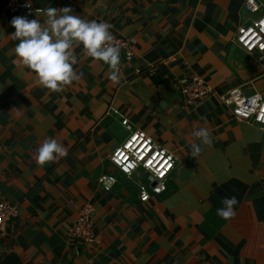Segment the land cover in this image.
I'll list each match as a JSON object with an SVG mask.
<instances>
[{
  "label": "crops",
  "instance_id": "crops-1",
  "mask_svg": "<svg viewBox=\"0 0 264 264\" xmlns=\"http://www.w3.org/2000/svg\"><path fill=\"white\" fill-rule=\"evenodd\" d=\"M6 1L0 201L16 205L18 214L0 233V264H264V130L234 118L221 101L236 87L264 98V55L235 41L237 27L256 16L244 0H26L109 23L128 44L129 59L120 51L119 84L109 79L110 66L75 48L80 78L61 92L39 84L14 53L12 19L40 13L9 14ZM194 77L210 91L185 106L179 79ZM112 108L176 156L166 191L145 202L137 188L143 172L127 177L109 162L129 133ZM200 127L212 144H201L193 158L190 133ZM45 138L67 155L41 167L34 157ZM106 173L117 179L109 191L98 182ZM232 196L239 203L224 220L217 209ZM87 204L95 238L80 243L68 232Z\"/></svg>",
  "mask_w": 264,
  "mask_h": 264
},
{
  "label": "built area",
  "instance_id": "built-area-1",
  "mask_svg": "<svg viewBox=\"0 0 264 264\" xmlns=\"http://www.w3.org/2000/svg\"><path fill=\"white\" fill-rule=\"evenodd\" d=\"M30 5V7L28 6ZM244 8L256 14L248 23L237 27L235 41L244 51L256 53L258 57L264 55V1L244 0ZM6 11L14 14L19 10H33L35 13L40 7H33L26 0H7ZM112 32V31H111ZM114 44L125 52L127 59L131 52L127 42L113 33ZM179 90L185 106L194 104L205 98L210 88L197 77L179 79ZM222 103L229 107L234 118L239 121L252 122L264 130V98L258 92L245 95L236 87L221 97ZM112 113L120 118L121 124L129 130L127 137L118 144L109 154L110 164L118 172L131 177L134 172L141 170L146 181L137 180L138 199L147 201L151 195H158L167 189V180L172 172L176 160L174 152L158 144L154 138L141 129H133L126 116L118 109L112 108ZM117 179L113 173L102 174L98 182L105 191H109ZM92 208L85 205L79 212L68 235L72 240L80 243H91L95 238L94 223L91 217ZM18 214L16 205L0 201V233L5 231L8 223Z\"/></svg>",
  "mask_w": 264,
  "mask_h": 264
},
{
  "label": "clouds",
  "instance_id": "clouds-1",
  "mask_svg": "<svg viewBox=\"0 0 264 264\" xmlns=\"http://www.w3.org/2000/svg\"><path fill=\"white\" fill-rule=\"evenodd\" d=\"M30 7V5H28ZM72 9L64 7L40 8L39 17L29 20L14 17L11 21L15 33L11 36L18 43L14 47L15 56L23 66L36 75L37 82L51 92H61L65 86L78 80L74 65L78 63L75 48L83 46V55L110 66L109 79L119 84L121 79L120 48L114 44L112 25L106 22L89 21L72 14ZM190 145L193 158L202 152L201 144L211 146V133L207 128L194 129ZM198 141V142H197ZM67 155L66 149L55 139L45 138L37 148L35 160L41 167ZM217 215L230 220L235 215L239 203L235 196L225 197Z\"/></svg>",
  "mask_w": 264,
  "mask_h": 264
}]
</instances>
